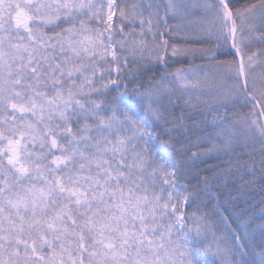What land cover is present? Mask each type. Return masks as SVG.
I'll return each instance as SVG.
<instances>
[{"label": "snow or ice", "instance_id": "1", "mask_svg": "<svg viewBox=\"0 0 264 264\" xmlns=\"http://www.w3.org/2000/svg\"><path fill=\"white\" fill-rule=\"evenodd\" d=\"M254 187L264 0H0V264H264Z\"/></svg>", "mask_w": 264, "mask_h": 264}, {"label": "trees", "instance_id": "2", "mask_svg": "<svg viewBox=\"0 0 264 264\" xmlns=\"http://www.w3.org/2000/svg\"><path fill=\"white\" fill-rule=\"evenodd\" d=\"M209 163L211 164L214 162H209ZM203 167L204 166H202V168ZM262 197H264V193L260 192L258 187H254L252 190H250L244 195L242 206L258 211L260 208V201ZM233 227H235V225H233ZM247 259L251 260L252 259L251 255H248Z\"/></svg>", "mask_w": 264, "mask_h": 264}, {"label": "rangeland", "instance_id": "3", "mask_svg": "<svg viewBox=\"0 0 264 264\" xmlns=\"http://www.w3.org/2000/svg\"><path fill=\"white\" fill-rule=\"evenodd\" d=\"M129 86H131V85H129ZM255 147H256V149L258 150V149H259V147H260V145H259V144H257Z\"/></svg>", "mask_w": 264, "mask_h": 264}]
</instances>
